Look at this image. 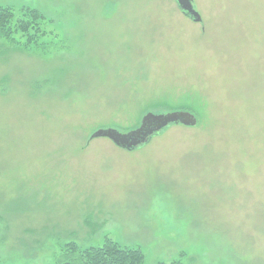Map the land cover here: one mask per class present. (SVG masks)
Wrapping results in <instances>:
<instances>
[{"label": "rangeland", "instance_id": "1", "mask_svg": "<svg viewBox=\"0 0 264 264\" xmlns=\"http://www.w3.org/2000/svg\"><path fill=\"white\" fill-rule=\"evenodd\" d=\"M47 21L0 40V263L65 264L106 238L143 264H264V0H0ZM189 112L122 150L147 113ZM74 264V263H72Z\"/></svg>", "mask_w": 264, "mask_h": 264}, {"label": "trees", "instance_id": "2", "mask_svg": "<svg viewBox=\"0 0 264 264\" xmlns=\"http://www.w3.org/2000/svg\"><path fill=\"white\" fill-rule=\"evenodd\" d=\"M48 23L43 15L30 7L15 9L0 6V40L16 50L45 52L47 45L44 40L50 34ZM75 250V246L71 245L70 251L74 258L65 264H143L144 259L139 248L121 246L108 238L99 247L86 249L76 255Z\"/></svg>", "mask_w": 264, "mask_h": 264}, {"label": "water", "instance_id": "3", "mask_svg": "<svg viewBox=\"0 0 264 264\" xmlns=\"http://www.w3.org/2000/svg\"><path fill=\"white\" fill-rule=\"evenodd\" d=\"M175 1L183 16L193 23L201 22L200 15L194 9L193 0ZM196 123V117L189 112H170L160 115L147 113L142 117L139 127L134 130L119 133L114 129H98L91 134L90 140L105 138L116 147L130 152L147 145L153 137L158 136L172 125L191 128Z\"/></svg>", "mask_w": 264, "mask_h": 264}]
</instances>
